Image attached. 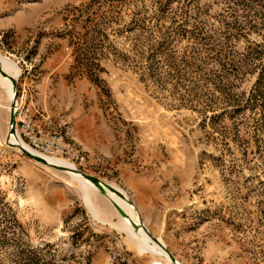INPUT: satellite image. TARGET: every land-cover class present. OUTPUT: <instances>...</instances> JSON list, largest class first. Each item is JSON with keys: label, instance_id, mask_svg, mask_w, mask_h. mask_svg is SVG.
<instances>
[{"label": "rangeland", "instance_id": "374dc122", "mask_svg": "<svg viewBox=\"0 0 264 264\" xmlns=\"http://www.w3.org/2000/svg\"><path fill=\"white\" fill-rule=\"evenodd\" d=\"M0 53L18 120L76 140L181 264H264V0H0ZM8 103L0 83V264H167L7 142Z\"/></svg>", "mask_w": 264, "mask_h": 264}, {"label": "bare ground", "instance_id": "6f19581e", "mask_svg": "<svg viewBox=\"0 0 264 264\" xmlns=\"http://www.w3.org/2000/svg\"><path fill=\"white\" fill-rule=\"evenodd\" d=\"M0 60L2 62V66L4 67V69L9 74L13 75L16 78H18L20 76V69H19V67L8 56L3 55L2 53H0ZM0 83L3 86V89L5 91V94H6L7 99L9 100L8 109H9L10 113H11V110L13 108V103H15L16 121H17L18 118H19V116H18L19 115L18 114L19 113L18 110L22 106V104L19 102L18 99H15L14 98L13 83H12L11 79L8 76L2 74L1 72H0ZM10 128H11V125H10V119H9L8 130H10ZM7 142L9 144H11V146L14 145V144H16V145L17 144L23 145L26 149H28V150H30V151L38 154L39 156L44 157L46 160H48V161H50V162H52L54 164H57L58 166L65 167L66 169H65L64 172H66V174H68L73 179L77 180L84 187V189H85L84 192H85V195L87 196V199H88L89 202L91 200V198H90L91 197L90 196L91 194L101 193L115 207H116V203H118L123 208V210L128 214V215H123L121 213V216L123 217V220L126 222V225H125L124 228L130 234H135L137 236V242L142 246V248L144 250H151V252H154V253L160 255L161 257L165 258L167 264H172L170 262V260H169V257L167 255L166 251L156 241L152 240V238L148 235V233L146 232V230H144V228L142 226H140L139 228H136L134 226L133 220H135L136 222H139L138 216L136 214L137 213L136 212V208L134 207V205L129 204L128 201L125 200V198L121 197L119 194H117L116 192H114L112 190H109V189L106 190V191H104V192H101L98 189V187L90 179L86 178L85 176H83L80 173V170L78 169V166L74 162H72V161H70V160H68V159H66L64 157L51 156V155L39 153L34 148H32L24 139H22L20 137V131H19L18 128L16 129V132H14V133H10L9 132L8 133ZM14 148L16 150L24 153L19 147H14ZM31 159L34 160L35 162H39V161H37V160H35L33 158H31ZM39 163H42V162H39ZM6 178H7L6 179L7 181H11L12 180V178H10L9 176H7ZM110 184L112 186H114L115 188H117L118 190H120L121 192L124 193V191L120 187H118L117 185H115L113 183H110ZM115 211H116V209H115ZM142 222L146 225V223H145V221L143 219H142ZM146 227H147V225H146ZM160 240L163 242L162 239H160ZM178 263L181 264L179 261H178Z\"/></svg>", "mask_w": 264, "mask_h": 264}, {"label": "built area", "instance_id": "2783aa9c", "mask_svg": "<svg viewBox=\"0 0 264 264\" xmlns=\"http://www.w3.org/2000/svg\"><path fill=\"white\" fill-rule=\"evenodd\" d=\"M20 110L21 107L19 114ZM17 128L20 137L39 153L64 157L77 166H83L87 162V152L76 140L64 132L46 129L29 110L17 120Z\"/></svg>", "mask_w": 264, "mask_h": 264}, {"label": "water", "instance_id": "95a60500", "mask_svg": "<svg viewBox=\"0 0 264 264\" xmlns=\"http://www.w3.org/2000/svg\"><path fill=\"white\" fill-rule=\"evenodd\" d=\"M0 72L2 74H4V75L8 76L11 79V81L13 83V89H14V98L17 99V80H18V78H16L13 75L9 74L4 69V67L2 66L1 60H0ZM10 125H11V128H10L9 132L10 133L16 132L17 121H16L15 103H13V108H12L11 113H10ZM12 146L19 147L25 154H27L28 156H30L31 158H33V159H35V160H37L39 162H42V163L46 164L47 166H50V167H53V168H58V169H66L65 167L58 166L57 164H54V163L46 160L44 157L39 156L38 154L26 149L23 145L14 144ZM80 173L83 176H85L86 178L90 179L98 187V189L101 192H104V191H106L108 189L112 190V191L116 192L117 194H119L121 197L125 198V200H127L129 204L134 205L132 200L128 196H126V194H124L123 192H121L120 190H118L117 188L112 186L110 183H108V182H106V181H104V180H102V179H100V178H98V177H96L94 175L87 174V173H84L82 171H80ZM116 207L120 211V213H122L123 215H128L118 203H116ZM136 212H137L136 214L138 216L139 222H136L135 220H133L134 226L136 228H139L140 226H142L144 228V230H146L148 235L152 238V240L156 241L166 251L170 262L172 264H179L178 260L176 259V256L168 249L166 244H164L157 236L153 235L149 231V229L146 227V225L142 222V219H141V217L139 215V212H138L137 208H136Z\"/></svg>", "mask_w": 264, "mask_h": 264}]
</instances>
